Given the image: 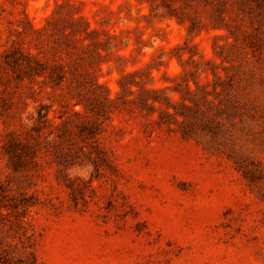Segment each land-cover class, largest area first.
Here are the masks:
<instances>
[{
    "label": "rangeland",
    "instance_id": "374dc122",
    "mask_svg": "<svg viewBox=\"0 0 264 264\" xmlns=\"http://www.w3.org/2000/svg\"><path fill=\"white\" fill-rule=\"evenodd\" d=\"M0 264H264V0H0Z\"/></svg>",
    "mask_w": 264,
    "mask_h": 264
}]
</instances>
